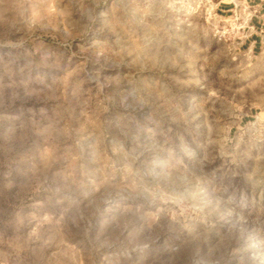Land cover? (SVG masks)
<instances>
[{
	"label": "rangeland",
	"instance_id": "obj_1",
	"mask_svg": "<svg viewBox=\"0 0 264 264\" xmlns=\"http://www.w3.org/2000/svg\"><path fill=\"white\" fill-rule=\"evenodd\" d=\"M258 31L210 0H0V264H264Z\"/></svg>",
	"mask_w": 264,
	"mask_h": 264
},
{
	"label": "crops",
	"instance_id": "obj_2",
	"mask_svg": "<svg viewBox=\"0 0 264 264\" xmlns=\"http://www.w3.org/2000/svg\"><path fill=\"white\" fill-rule=\"evenodd\" d=\"M216 14L222 18L230 19L233 14H237L238 20L251 30L258 28L259 37L264 33V0H210ZM256 36L252 37V42L256 43Z\"/></svg>",
	"mask_w": 264,
	"mask_h": 264
},
{
	"label": "built area",
	"instance_id": "obj_3",
	"mask_svg": "<svg viewBox=\"0 0 264 264\" xmlns=\"http://www.w3.org/2000/svg\"><path fill=\"white\" fill-rule=\"evenodd\" d=\"M232 17H233L234 20H238L237 14L234 13Z\"/></svg>",
	"mask_w": 264,
	"mask_h": 264
}]
</instances>
